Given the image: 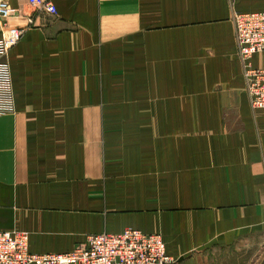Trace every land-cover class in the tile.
Returning a JSON list of instances; mask_svg holds the SVG:
<instances>
[{
  "label": "crops",
  "instance_id": "1",
  "mask_svg": "<svg viewBox=\"0 0 264 264\" xmlns=\"http://www.w3.org/2000/svg\"><path fill=\"white\" fill-rule=\"evenodd\" d=\"M52 2L10 0L23 34L3 58L0 230L64 253L134 228L161 235L169 264H264V112L232 20L264 0Z\"/></svg>",
  "mask_w": 264,
  "mask_h": 264
},
{
  "label": "built area",
  "instance_id": "2",
  "mask_svg": "<svg viewBox=\"0 0 264 264\" xmlns=\"http://www.w3.org/2000/svg\"><path fill=\"white\" fill-rule=\"evenodd\" d=\"M27 3L36 11L57 15L52 0H27ZM15 11L10 0H0V115L13 112L14 106L9 65L3 58L23 34L22 28L7 24ZM232 20L249 104L252 109L264 112V10L234 12ZM258 54L263 65L255 67L252 59ZM171 261L160 234L134 228L120 233L90 234L84 242L64 253L30 252L26 232L0 230V264H169Z\"/></svg>",
  "mask_w": 264,
  "mask_h": 264
},
{
  "label": "rangeland",
  "instance_id": "3",
  "mask_svg": "<svg viewBox=\"0 0 264 264\" xmlns=\"http://www.w3.org/2000/svg\"><path fill=\"white\" fill-rule=\"evenodd\" d=\"M2 35V34H1Z\"/></svg>",
  "mask_w": 264,
  "mask_h": 264
}]
</instances>
